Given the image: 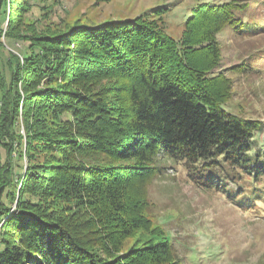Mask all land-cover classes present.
I'll use <instances>...</instances> for the list:
<instances>
[{"label":"trees","instance_id":"16d2710c","mask_svg":"<svg viewBox=\"0 0 264 264\" xmlns=\"http://www.w3.org/2000/svg\"><path fill=\"white\" fill-rule=\"evenodd\" d=\"M34 1L0 0V39L9 15L11 48H0V136L12 141L23 116L28 157L39 146L56 159L16 173L10 144H0L8 158L0 168V264H180L149 216L146 188L162 170L159 161L184 164L191 183L238 200L244 210L263 201L255 137L264 122L228 112L232 77H210L221 61L218 34L264 30L249 2L201 5L183 41L139 19L78 24L38 47L19 33L21 12ZM252 69L233 67L236 74ZM58 78L65 87L52 86ZM92 78L114 83L90 96L84 91ZM41 97L55 116L43 117V106L35 111ZM71 197L79 218L57 211L54 200ZM138 233L141 243L123 251Z\"/></svg>","mask_w":264,"mask_h":264},{"label":"rangeland","instance_id":"374dc122","mask_svg":"<svg viewBox=\"0 0 264 264\" xmlns=\"http://www.w3.org/2000/svg\"><path fill=\"white\" fill-rule=\"evenodd\" d=\"M229 1L231 0H35L26 11L21 12L23 21L19 33L28 35L27 40L35 41L38 47H45L49 39L70 31L78 24L95 26L104 22L133 23L142 19L163 27L171 37L183 41L188 35L187 21L201 5H219ZM241 1L249 2L252 14H261L260 19H264V0ZM2 26L4 33L0 39V48L11 51L5 38L9 29V15ZM198 27L199 25L196 26L195 34L197 30L200 32ZM217 41L221 47V61L212 70L210 77L222 71L233 79V95L226 110L241 118L264 122V30L241 37L227 29L217 35ZM13 54L18 56L16 52ZM20 60L25 65V60ZM241 64H250L252 71L236 74L233 67ZM63 83L66 80L58 78L52 86L65 87ZM112 83L92 78L85 82L88 89L84 93L99 97L98 94L108 91L107 88ZM20 90L25 96L27 87L20 84ZM2 96L0 90V107ZM41 100L43 102L35 107V111L39 112L45 107L43 117H48V114L55 116L54 110L48 109L46 97H41ZM48 128L45 127L47 131ZM34 131L38 133L39 126ZM13 134L12 141L0 136V144H10L16 173L21 172L20 168L26 170L29 163L48 165L55 161L53 153H42L39 146L35 147L33 158L28 157L30 144L23 116L19 117L18 127ZM255 139L257 151L264 160V130ZM38 141L39 139L36 140L37 143ZM7 160L6 151L0 149V168ZM157 165L162 170L146 188L151 207L149 216L175 248L180 264H264V198L254 210L247 211L238 206V200L235 203L223 193L195 186L189 181L184 164L159 161ZM137 186L138 184L134 188ZM248 187L251 189L253 184ZM256 187L263 188L264 179L256 183ZM72 201H75L73 197L69 200L55 199L54 203L57 211L64 216L75 215L79 218L77 214H72L75 212ZM86 219L84 214L82 220ZM141 240L143 236L140 233L127 239L123 243V251L137 246Z\"/></svg>","mask_w":264,"mask_h":264}]
</instances>
